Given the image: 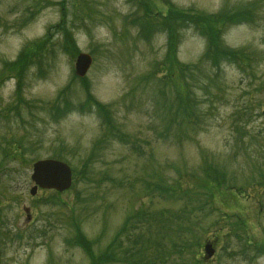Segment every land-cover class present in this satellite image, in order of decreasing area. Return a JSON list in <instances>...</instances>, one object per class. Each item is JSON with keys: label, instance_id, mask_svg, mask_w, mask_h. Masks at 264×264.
<instances>
[{"label": "rangeland", "instance_id": "374dc122", "mask_svg": "<svg viewBox=\"0 0 264 264\" xmlns=\"http://www.w3.org/2000/svg\"><path fill=\"white\" fill-rule=\"evenodd\" d=\"M165 1H152L149 11L165 14ZM168 1L206 14L250 11L223 35L227 46L255 53L243 69L220 62L217 73L202 64L205 39L193 26L180 31L176 52L193 66L184 80L198 111L182 126L185 135L168 121L172 83L156 78L167 64V34L133 0H0V264H89L72 242L76 227L96 254L120 232L109 264H264L253 248L264 244V182L254 188L264 177V0ZM60 21L93 58L84 79L75 77L60 35L21 77L4 72ZM47 158L74 170L72 187L32 197V163ZM206 163L225 175L214 200L204 187L213 183ZM160 212L170 216L154 223L164 230L158 251L165 255L153 248L137 261L134 236H147L144 216ZM207 240L216 250L211 260L202 258Z\"/></svg>", "mask_w": 264, "mask_h": 264}, {"label": "trees", "instance_id": "16d2710c", "mask_svg": "<svg viewBox=\"0 0 264 264\" xmlns=\"http://www.w3.org/2000/svg\"><path fill=\"white\" fill-rule=\"evenodd\" d=\"M133 1H135L136 6L141 8V10L143 11L145 19H148L149 22L158 23L160 25V28L162 27V31L167 34L165 55L167 64H164V75L159 79V81L163 82L167 78V80L172 83L173 92L175 93L176 97H174V103L170 106L172 114L171 117L168 118V121H170L171 123L178 121L180 128L177 132L180 131L181 134L185 135V132H182V126L185 124L187 125V123L189 124L193 120L197 119L198 111L196 110V106L194 105L195 102L192 98L190 88L184 80L186 75L192 73L191 69L193 68V66L180 63L176 58V50L178 47L180 31L182 29H185L186 27L193 26L204 37V39L206 40V49L200 57V62H202V64L206 63L207 61L210 62V68L215 70L217 73L220 70V62L236 66L239 69H243V67L246 66L252 58L254 60L255 53L252 51H248L246 47L230 48L226 46L222 40V33L225 30V27L230 26L232 23H244L245 21H247L246 16L250 12L249 8H223L215 14H206L199 11L196 12L192 9H179L170 1L166 0L164 2L166 7V13L164 15L160 13L148 15L145 5V1L148 0ZM62 22L63 21H60L59 27L51 26L47 30V33L43 38L38 39V41L36 42L28 44L21 51L16 61L5 63L4 72L10 74L12 73L17 77H21L26 67L28 68L30 65L36 63L38 65L42 58V53L48 50V46L51 45V38L56 33H59L61 38H63V42H61L62 49H64L65 52L73 55V53L76 51L75 41L67 26ZM55 28H58V30H55ZM177 77L181 78V80L184 82V85L175 80ZM193 128L194 130L197 129L196 127ZM205 169L209 171V177L211 178V181H213V183L206 181L204 183V187L209 192L210 199L214 200L217 191L224 187L225 175L218 170H213V167L210 165H207ZM263 182L264 177L254 185V188L262 185ZM163 188L164 187L159 186L157 190L162 194H165L167 190H170V187H168L169 189ZM237 190L242 191V189ZM174 191H176V189H174ZM228 191H230V189H228ZM168 214L170 213L168 212ZM138 215L139 212L137 211L135 216L138 217ZM144 217L146 225L149 226V228L146 227L148 230V235L145 236L143 233H139L134 236L136 237L135 240L137 239L134 242L135 245H133V247L138 251L139 260L137 257V261H145V251H149L153 248H155L156 252L158 253L157 257H160L161 259L165 254L160 253L158 249L160 245L163 244L165 237L163 234H160L159 231L164 230L158 223V225H156L155 227L154 223L155 221L161 220L166 223V220H170V216L164 217L162 216V213H155L154 216H152L151 214L150 216ZM139 219H141V216L138 218V221H141ZM127 220L130 219L128 218ZM171 223H174V219H171ZM179 228L185 229V225L184 227L179 226ZM151 230L155 231V237H151ZM76 231L77 234L74 240L86 253L87 257L89 258V264H106L108 262L116 260V258L118 257L116 253L119 252V247L118 245L113 247L112 244H114L116 240L119 239V237L121 236L120 232L117 233L115 239L107 245V249L96 254L94 253V251H92V242L85 239L79 227H76ZM257 250L258 252H260V254L264 255V244L259 245Z\"/></svg>", "mask_w": 264, "mask_h": 264}, {"label": "water", "instance_id": "95a60500", "mask_svg": "<svg viewBox=\"0 0 264 264\" xmlns=\"http://www.w3.org/2000/svg\"><path fill=\"white\" fill-rule=\"evenodd\" d=\"M91 65V57L87 54H79L76 59L75 70L79 77H83ZM32 180L41 188L56 189L63 191L70 186L71 173L67 165L52 160L38 161L33 166ZM36 186L30 191L31 195L36 192ZM205 252L208 257L212 256L213 250L206 245Z\"/></svg>", "mask_w": 264, "mask_h": 264}]
</instances>
